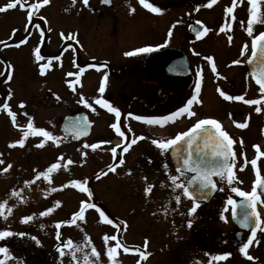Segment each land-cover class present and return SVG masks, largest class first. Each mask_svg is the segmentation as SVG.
Here are the masks:
<instances>
[{
    "label": "flooded vegetation",
    "instance_id": "af4514ba",
    "mask_svg": "<svg viewBox=\"0 0 264 264\" xmlns=\"http://www.w3.org/2000/svg\"><path fill=\"white\" fill-rule=\"evenodd\" d=\"M7 2L8 0H0V6ZM149 2L154 3L155 6H159L162 9L161 13L157 14L148 11L139 4V0H111L109 4L103 3L102 0H89L88 6L83 4V0H79L73 5L74 14L77 15V17H74L73 25L75 24L78 30L86 35L88 38L86 39L87 41L92 43L102 42L105 45L100 44L102 49L105 50V47L108 48L111 54L114 55V59L108 61L105 60L106 58L104 57V59L97 57L101 60L96 61L97 59L92 58V62L91 59L88 61L82 60L79 57L80 53L78 49L76 50V48H79V44L76 43V40H79L78 36H76V39L67 40L61 45L58 43L60 46L59 55L62 54L61 57L65 61V67H70L68 69H72L73 72H77L79 68L85 69L80 77L82 87L77 85V91L73 92L66 82H60V85L57 83L56 90L47 89V82L45 81L47 79L46 74H40L38 77L35 76L36 79L39 78V80L35 79V82L30 87H27V101L29 102H27L26 108L18 110L15 104L19 105V103H15L13 96L10 100H7L12 110L17 112L19 124L24 125L27 123V118L22 116L21 113L27 112L28 110L30 113H34V115L37 116L36 121L44 124L42 128L51 132L53 136L58 138L56 142L53 143L52 141H48L44 147L40 148L36 145L42 138L29 137L26 140L25 144H27V146L24 147V149L27 150L31 148L33 152L37 151L36 153L34 152L35 154L40 156L45 152H52V150L57 147L61 148L62 146H66L70 148L71 151L68 155L62 154L65 158L77 160L95 158L99 166L104 169H107L108 165L116 163L119 157L114 159L111 152L108 150L112 145L121 142V138L109 127V125L114 122V114L109 113L106 109L98 105H94L96 111L93 112L83 104L78 103L80 94H83L89 102H92L94 98L99 96V84L106 75L108 83L103 93V98L107 99L113 106L121 110L122 130L126 132L129 139L137 136L145 137V139L139 140L133 145L129 152L123 155L125 164L123 166H118L119 168L145 169L148 176L153 178L159 173V170L164 169L162 164L166 162L168 165L166 169L173 170V172L176 173L170 157V152L162 155L161 151L153 145L151 141L153 139L166 140L174 137L177 134L174 133V127L181 122H190L191 126L189 128H191L199 118H216L221 121L225 130L237 141L234 145V150L237 153V167L235 172L238 180L234 181L233 184L229 186L226 181H220L219 178H216L217 189L223 188V191L216 190L210 202L200 204H205L207 206L215 200L220 202V204H226L229 196L236 201L241 200V197L231 191V186L241 184L240 188L242 187L244 191H251L250 188L253 186L255 172L251 164L249 163L243 171L239 170V166L244 162L240 153H245L250 161L255 158V149L253 145H260L261 150H264V101H262L261 105L251 106L244 104L242 101H225L219 96L217 87H220L228 94L245 95V99H258L260 97L258 87L251 78L246 64L252 54V37H250L246 31L248 20L247 9L249 7L247 0H244L235 10L236 21L231 22V31L226 30L225 32H220L219 28L226 22L224 9L225 6L231 4V0H218L212 8L199 7L202 3H206V0H149ZM197 7H199V11L195 10ZM259 7V19L258 22L253 25V36L264 32V22H260L264 21V0H260ZM131 8H134L135 11L132 12L130 10ZM11 11L12 10L6 13H0V15H9ZM22 12L26 14L24 10H22ZM197 20H200L203 26L210 29L207 35H202L200 39L196 38V34L192 30L193 27H200L195 23ZM177 21H179V23H177ZM240 21L244 22L243 27ZM173 25H175L174 28L172 27ZM169 29H172L171 37L168 36ZM136 31H141V36L143 33V39L141 42L138 41L134 43L132 38L135 36L134 32ZM23 34L24 36L26 35L25 31ZM229 35L232 37L231 42L228 40ZM31 38L32 36L28 39V43L23 45V48L30 44ZM12 43L13 41L10 40V44ZM123 43H130L134 46H125L122 45ZM245 43L248 44V51L244 56H241V49ZM44 46L45 40L42 44L41 52L44 51ZM141 47H151L153 51L139 53L134 56L124 55L125 52ZM163 55L179 57L181 63L177 68L182 69L179 83L176 81L178 70H176L175 67L161 68V70L157 68L152 80L144 79L143 70L145 66ZM207 56H212L214 58L219 76L211 71L209 62L205 60ZM237 59L241 60L242 63L232 64V61ZM90 65H97L99 68L90 67ZM5 70L6 68H0V71ZM199 70H202V80L198 99L201 100L202 103L193 105V110L197 113L196 117L181 118L175 123H169L164 127H160L159 125H149L136 121L127 115L128 113H132L133 116H162L176 111L192 96L198 78L197 72ZM6 75L0 76V103H3L7 99L9 89H11L12 94L13 91H16L12 88V85L16 83L14 79L20 76L19 68H12V79L7 83L4 82ZM27 76H33L31 69L27 75L20 77L25 78ZM86 83L89 87L85 86ZM39 84L41 85L37 91L38 93L36 92L37 94L33 96L35 93L34 86ZM10 85L11 87H9ZM53 92L60 97L59 100L54 97L52 94ZM52 99H54L53 104L49 105V102L42 103L43 100ZM257 106L262 108L261 113L255 111ZM52 112L55 113L54 116L57 115L53 123L51 119L48 118L49 114L53 115ZM229 113H231V117ZM80 114H84L89 121V134L81 139H76L81 133L76 130L75 124L71 122L64 125L63 121ZM0 117L6 120L5 124H12L10 118L4 111H0ZM233 120L238 122L247 120L248 127L244 129L237 128L233 124ZM0 125H2L1 122ZM49 125L51 127H49ZM129 128L131 131H128ZM171 129L173 131H171ZM64 130H67L66 132L71 131L74 134L75 140L73 141L71 136H66ZM245 133L251 134V140H254V142L249 143L246 141L247 139L244 137ZM20 136V130H12L6 135L5 140L10 144L19 139ZM241 138L244 141L243 147L239 144ZM100 140L111 141L112 145H102L100 149L95 151L90 148H83L85 143L91 144ZM55 143L57 146L53 147ZM31 150L26 154L31 153ZM82 152H86L87 156L83 157ZM119 152L120 149H118V153ZM16 154L18 155H14L11 161L16 158L22 160L21 152L18 151ZM149 159L151 163H149ZM258 167L261 174L264 175V157H261L258 161ZM58 171L52 173V182L61 178L62 172L60 173V169ZM57 172L60 174L59 176H55ZM189 178L190 176L186 174L181 177L184 181H187ZM239 181H243V183ZM48 183L47 180H45V183H39V185H41L40 196L44 195L45 191L47 192L46 186L44 185ZM132 183L140 186V183H135L131 180V185L129 187L130 195H126L127 191H124L125 197L129 198L131 196L130 198H132L133 196H137L141 200H147V196H145L144 193L138 192L141 188L139 190L135 189ZM222 184L224 185L221 186ZM29 190L32 189L29 188ZM34 190L36 191V189ZM30 193H32V191ZM91 200H94L93 195ZM187 200L192 203L191 200ZM212 207L213 205L202 210H197L192 217L199 221V225H202L201 228L196 227L193 229L187 226L188 237L182 239L184 240V248L182 246H180V248L170 247L172 262H164L163 264H208L210 255H206V253L217 255L224 252H231L232 255L226 261H214L213 264H240V252L238 249L239 246L246 241L250 234V228L247 230L239 229L231 221L230 206L227 211L229 213L228 221L219 224L217 219H219V217L221 218L220 210L218 209L217 211L219 215L217 217L216 214L212 215ZM257 207L260 211L259 205ZM262 216L264 215L262 214ZM109 217L116 223H120L119 220L114 217L110 215ZM165 219L167 218L165 217ZM92 221L94 222L95 219ZM41 225L44 227L42 228ZM92 225L91 223V229ZM164 225L167 229L170 228L168 221L165 222ZM210 225H214L215 228H211L212 226ZM124 227V224H121L118 231L112 225H108V228L114 230V234H117L118 238H122L121 235L127 230ZM44 228H46L44 223H41L37 230H34L33 227L30 226L26 230V233L30 235L35 232L42 233ZM70 228L74 236V226L71 225ZM182 237H184V233L180 236V239ZM257 238L260 241L259 244L254 243L250 246L249 250L264 244V233L258 231ZM60 242H63V240ZM9 243L12 245L7 247L19 260H21V257L18 247H26L25 244L30 246L31 249H36L37 247L41 248L39 250L41 259H44L45 256L44 260H46L47 256L44 252L46 248L36 246L37 244L31 238H29L27 242L20 240L16 243ZM57 245L58 243L54 245L51 251H47L49 256L57 249ZM90 252L89 250V255ZM98 252L100 253L99 262L103 261L102 263H104L105 261L109 264L107 256L105 255V257H103V254H105V246L98 250ZM133 252L134 251H132L128 257V253H124L120 250V254L117 257L119 264H124L128 258L132 257ZM150 255L148 256L150 257ZM23 257L26 258L27 261L38 258L35 257L33 252ZM258 257L259 259L257 260H251L250 264H256L260 260L263 261L264 252ZM91 259L95 261V257H91ZM139 259L140 257L138 256L136 264ZM169 259H171V257ZM144 261H147V259L141 261V264H144ZM12 262L16 264L14 261Z\"/></svg>",
    "mask_w": 264,
    "mask_h": 264
},
{
    "label": "rangeland",
    "instance_id": "374dc122",
    "mask_svg": "<svg viewBox=\"0 0 264 264\" xmlns=\"http://www.w3.org/2000/svg\"><path fill=\"white\" fill-rule=\"evenodd\" d=\"M79 1V0H77ZM32 2V0H30ZM68 9V11H65ZM39 15H43L47 18L48 24H44L40 19ZM38 16L34 17L33 24L40 23L41 27L45 30V46L43 47L42 55L45 57L56 56L60 54V46L62 43H65L67 40L62 39L60 33L63 32L65 35L68 33H76L79 38V48L78 52L80 53V58L84 61H88L91 58L101 59L106 58L105 60L111 61L114 59V55L111 54L110 50L105 47V50L102 49L100 44L102 42L92 43L87 41L86 35L81 33L78 30L77 26L74 24V17L77 15L74 14V9L72 5V0H51L50 5L44 6ZM81 17V16H79ZM26 24V14L22 12L21 9L17 8L12 10L9 15H0V40L7 41L10 44L9 36L11 35L12 29L16 28L19 31L15 35V41H19L24 38ZM51 28L52 31L48 32L47 29ZM32 38L30 44L23 48V45L19 48L17 47H4L0 45V68H6L8 64H11L12 68H19V75L25 76L28 74L31 69L33 76H27L21 78L20 76L16 77L15 84L12 85V88L16 91H13V99L15 103H20L21 101L25 102L27 107V87H30L34 82L36 77L39 76V67L37 62L34 59L33 50L35 47H42L40 41L39 32L32 27ZM134 37L132 41L137 43L142 41L143 33L141 36V31L134 32ZM85 41V43H84ZM59 43V44H58ZM104 45V44H103ZM122 45L131 46L133 44L123 43ZM105 46V45H104ZM134 46V45H133ZM104 57V58H103ZM91 59V62L93 61ZM47 61H41L40 63H46ZM62 64V66H61ZM70 67H65V61L61 57V61L53 62V67L46 71L45 80L47 82V89L56 90L57 83L60 85V82H66L69 79L74 80V77H68L66 73L73 72ZM36 80H39L37 78ZM19 82V83H18ZM41 84L34 86L35 96L39 90ZM86 87L89 85L86 83ZM11 87V85L9 86ZM37 92V93H36ZM52 94H56L53 92ZM32 96V97H33ZM55 97V96H54ZM50 104L54 103L52 100H43L42 103ZM18 110L19 105L15 104ZM25 107V108H26ZM27 113L33 117L34 123L37 127H44V124L36 121L37 116L34 113H30L27 110ZM53 115L48 116L51 119V122H55L54 112ZM23 116V115H22ZM0 153L3 155L0 156V159L5 161L4 165H0V169L7 166L8 163L12 164V168L7 172L0 171V202L7 201L5 209L3 211V216H0V230H11L13 232L19 233L24 232L32 226L34 230H37L41 223L46 225V228L42 230V233L35 232L25 237L12 236L4 240H0V245L11 246L9 242H19L20 240L27 242L30 237H37L40 241L41 247L46 248L44 250L46 257L41 259V253L39 250L41 248L37 247L36 249H31L30 246L18 247L19 255L21 257V264H77V261L72 260V256L67 253L61 258L57 249L54 253L49 256L47 251H51L56 243H59L56 239L57 228L55 227L56 223L59 221L69 220L72 213H74L82 200L89 199L86 193H81L78 189L72 187L60 188V185L66 184L71 179H80L88 180L87 187L93 193L94 200H91L92 203H95L106 212L107 215L114 217L119 220V222H126L127 230L122 236L123 240L131 247L142 248L145 238L149 241L147 252L151 253L150 257H147V261H144V264H163L164 262H172V254L170 253V247L184 248V238L188 237L187 222L192 220V228L195 229L201 228L202 225H199V221L195 220L194 217H189L187 215V210L192 206V203L189 202L183 195L182 189H177L175 192L171 187V181L169 177L171 175H178L170 169H161L159 173L156 174L153 178L148 176V173L144 170L127 169L122 167H117L115 173H108L106 176H101L100 179L96 178V175L101 171H107L103 167H100L96 162L95 158L77 160L72 158H65L61 161V178L59 180H54L51 184L48 183L46 186L47 192H44V195L40 196V187L39 183H45L43 178L37 179V174L42 171H46L51 163L57 162V157L62 154L68 155L71 151L70 148L62 146L61 148H55L52 152H45L43 155L35 154L37 151L31 150V148L25 150L24 147L9 148V144L5 140V137L12 130H19L18 128L13 127L12 124H5L6 120L0 117ZM190 122L179 123L174 127V133L182 132L190 127ZM49 127H51L49 125ZM176 130V132H175ZM171 131H173L171 129ZM172 134V132H171ZM251 134L245 133L244 137L249 143L254 142L251 140ZM54 143V142H53ZM57 144H53V147H56ZM31 153L26 154L28 151ZM18 151L22 154V160L11 159ZM58 152V153H57ZM71 159L75 163L67 165L64 167L67 160ZM131 170V174L128 172ZM59 172V171H58ZM56 173L55 176H59V173ZM162 173V174H161ZM53 177V175L51 174ZM147 177V184L155 185L151 195L147 196V200H141L137 196L132 198L125 197L124 191H127L126 195H130V181L132 180L135 183H140L136 185L132 183L135 189H140L138 192L144 193V188L146 187V182L143 179ZM143 184V185H142ZM163 185V186H162ZM222 184L221 186H223ZM230 186V185H229ZM239 187L241 184H236L231 187ZM31 188L32 190H29ZM56 190L53 191L52 189ZM36 189V191L34 190ZM242 189V187H241ZM247 189V188H246ZM13 190L19 195H12ZM251 190V188H250ZM32 191V193H30ZM176 195H181V202L176 203L174 197ZM55 201H61V205L55 210L46 216L40 217L39 213L44 211L48 207H52ZM154 202V203H151ZM210 202V201H209ZM213 205L212 215L218 217V209L220 214H223L229 219V213L224 211V203L220 204L216 200L210 203L209 205L200 204V207L197 210H202L206 207ZM206 206V207H204ZM11 209L9 214L8 209ZM261 213L264 215V206L259 205ZM33 215V219L27 223H22L21 218L23 216ZM7 217V219L4 218ZM165 217L167 219H165ZM95 219L93 222L92 220ZM219 224L223 223L225 220H222L220 217L217 219ZM168 221L169 229L164 225ZM212 221V220H211ZM92 225V229L90 228ZM71 225H62L59 229L60 233L62 232L61 239L67 241L69 238L73 241V244L79 245L83 248V251H77L75 255L79 258V264H85L84 255L89 254L91 251V246H87L86 237L90 238L91 245L95 246L97 251L104 248V243L102 237L104 234H114V230L108 228V224L101 223L99 221V215L95 210H88L86 213L85 222H77L74 224V236L71 232ZM211 228H215L214 225ZM167 229V230H166ZM184 233V237L180 239V236ZM27 239V240H25ZM180 239V240H179ZM264 239V238H263ZM61 240V241H62ZM182 241V242H180ZM114 243V242H112ZM37 246V245H36ZM264 244L257 247L251 248L249 254L253 256L254 260L259 259V255H262L264 252ZM30 252H33L37 259L32 261H27L24 258V255H28ZM132 251L128 253V257ZM90 256V255H89ZM257 256V257H256ZM105 257V254H103ZM127 257V256H126ZM138 254L132 253V257L128 258L124 264H136V259ZM171 257V259H169ZM240 264H250V260L246 259L240 254ZM94 261V259H91ZM15 262V261H14ZM103 262V261H102ZM99 262V264H108ZM16 263V262H15ZM10 264H14L10 262ZM256 264H264V260H260Z\"/></svg>",
    "mask_w": 264,
    "mask_h": 264
},
{
    "label": "snow or ice",
    "instance_id": "6c2138e0",
    "mask_svg": "<svg viewBox=\"0 0 264 264\" xmlns=\"http://www.w3.org/2000/svg\"><path fill=\"white\" fill-rule=\"evenodd\" d=\"M51 0H8L7 3L0 6V13H6L9 10H15L17 8L24 10L26 12V24H25V37L20 39L19 41H15V35L19 31L16 28L12 29L11 35L9 36V40H12L13 43L9 44L7 41L0 40V45H3L4 47H21L22 45L28 43V39L32 36V27L39 32L40 41L38 43H42L45 38V30L41 27L40 23L33 24L34 17L38 16L40 13V10L44 6L50 5ZM77 0H72V5H75ZM103 3L109 4L111 0H102ZM218 0H206V3H202L199 7H207L212 8ZM244 0H231V4L229 6H225L224 14H225V24L220 26L219 31L225 32L231 31L232 23L236 21V15L235 10L237 9L240 4H242ZM83 4L85 6H88L89 0H83ZM139 4L143 6L145 9H147L150 12L153 13H161L162 9L159 6H155L154 3L149 2V0H139ZM247 4L249 5L247 11H248V20H247V27L246 31L247 34L252 37V43H251V49H252V55L248 59V63L252 64L254 61L256 64L259 65V74L257 75L256 71H253V76L255 79V83L258 85V90L260 93V97L258 99H245V95H232L228 94L226 91L221 89L220 87H217V92L220 97H222L225 101L233 102V101H242L246 105H261L262 101H264V32L259 33L258 35L253 36V25L254 23L258 22L259 19V13H260V0H247ZM199 7H197L195 10L199 11ZM132 12L135 11L134 8L130 9ZM65 11H68V9H65ZM39 19L44 23L48 24V20L43 15H39ZM264 22V21H260ZM179 23V21H177ZM196 25L200 27H193V32L196 34V38L200 39L202 35H207V33L210 31V29L206 26H203L202 22L200 20H197ZM241 26H244V22L240 21ZM173 28L175 25L172 26ZM48 32H51L52 29L48 28ZM78 34L76 33H68L65 35V33L61 32L60 36L62 39L65 40H71L76 39V36ZM172 35V29H169L168 36L171 37ZM229 42H231L232 37L228 36ZM76 43L79 44V40H76ZM153 51V48L151 47H141L134 49L132 51L125 52V56H134L139 53H145ZM248 51V44L245 43L242 46L241 49V56H244ZM199 55L198 53H196ZM34 59L38 64L39 72L41 75H45L46 71L53 67L54 61H61V55L51 56V57H45L41 54V48L39 46L35 47L33 50ZM205 60L209 62L211 66V71L213 73H216L217 76H219V73L217 72L216 65L214 63V58L212 56L205 57ZM41 61H47L46 63H40ZM0 63H3L0 61ZM242 61L237 59L233 60L232 64H241ZM62 66V64H61ZM12 65L8 64L6 66L5 71H0V76H5L6 73V79L5 83L10 81L12 79ZM90 67H96L97 69L99 66L97 65H90ZM84 68H79L77 72H68L66 75L68 77H75V80L69 79L66 81L68 86L71 88L73 92L77 91L76 86L81 84L80 77L84 73ZM197 81L195 84V89L192 94V96L186 101V103L178 108L176 111L171 112L168 115H162V116H141V115H135L133 116L132 113H128L127 115L131 117L132 119H135L136 121H140L149 125H159L160 127H164L165 125L169 123H175L181 118H192L196 117L197 113L193 110V105L202 103L201 100L198 99L201 91V80H202V70H199L197 72ZM108 83V78L105 75L98 88V93L100 94L96 98L92 100V102H89L88 99L84 97L83 94H80V99L78 100V103L83 104L86 108L90 109L91 111L95 112L96 108L94 105H98L101 108L106 109L109 113L114 114V122L109 125V127L121 138V142L119 144L112 145L111 141L107 140H100L96 143H85L83 145V148H90L93 151L100 149L102 145H112L108 150L111 152L114 159L119 157L117 159V162L111 165L107 166V171L101 170L97 175L96 178L100 179L101 176H106L108 173H115L117 171L118 166H123L125 164V160L123 158V155L133 147L139 140L145 139L144 136H137L134 138L129 139L126 135V132L122 130L121 127V110L118 107L113 106L107 99L103 98V93L106 90V86ZM57 100L60 99V97L56 94H53ZM12 98V91L9 89L8 97L3 102L0 103V111H4L8 117L11 120V123L13 127L18 128L21 131V136L19 139L11 142L9 144V148H16L21 147L23 148L25 146L26 140L29 137H41L42 139L39 141V143L36 145L37 147H44L45 144L48 141L56 142L57 137L53 136V134L46 129L42 127L35 126L34 119L31 117L26 111L22 112L21 115L25 116L27 118V123L24 125H21L18 123L17 120V112L12 110L11 105L7 102V100H10ZM26 107L25 102L21 101L19 103V108L24 109ZM255 111L257 113H261L262 108L260 106H257L255 108ZM229 116L231 117V113H229ZM233 124L235 127L244 129L248 127V121L245 120L244 122H238L233 120ZM89 126V121L87 117H85L83 120L80 118H77L75 128L77 131H81V134H86V130ZM128 131H131L129 128ZM203 139L205 147L209 143L213 145V150L211 152V156L213 160H218L219 163H212V164H205L204 158L200 157L199 159L193 158V146L195 145V151L197 155L201 151H203L198 143V139ZM153 145H155L160 151L161 154L164 155L165 153L171 152L173 156L179 157V163L182 165L181 167H177L176 172L180 175H171L169 177V180L171 181V187L173 191L175 192L177 189H182V195L186 198H189L192 200V206L187 210V215L189 217H192L196 212L197 209L200 207V201L205 200L208 198L210 193L216 190L223 191V188L217 189V181L213 179V176H218L220 181H226L228 185H232L234 181L238 180V177L236 176L235 169L237 167L236 160H237V153L234 150V145L237 143L236 140L233 139V137L228 133L227 130L223 127L220 120L216 118H199L196 120L195 124L189 128L187 131H182L177 133L174 137L169 139H153L151 141ZM243 139L241 138L239 140V144L241 147H243ZM253 148L255 149V158L248 160L245 153L241 152L240 156L243 157V164L239 166V170L243 171L248 164L250 163L254 172H255V180L253 181V186L251 188V191H244L239 187H232L231 191L235 193L237 196L241 197L242 199L237 202L234 200L231 196L227 198L226 205L224 208V211L227 212L229 210V206L231 207V213L233 218H236L238 215V209L243 208L245 209L242 218L240 219V224L244 228L250 227V234L248 235L245 242H243L240 246L238 251L242 256H244L248 260H254L253 256L249 254V248L254 243L259 244V240L257 238V232L264 233V216H262L261 212L258 210V205L264 206V175L261 174V171L258 167V161L261 157H264V150H261L260 145H253ZM118 149H120V152L118 153ZM3 154L0 153V156ZM207 155V153H205ZM82 156L86 157L87 153L82 152ZM64 160L63 155L57 157V162L51 163L50 166L47 168L46 171L39 172L37 174V179L43 178L44 180H47L50 184L52 183V176L51 174L55 171H58L61 167V161ZM75 163L73 160L68 159L64 167H67V165H71ZM149 163H151V160L149 159ZM5 161L3 159H0V165H4ZM162 167L167 168L168 165L165 162L162 164ZM12 168V164H7L6 167L0 169V171L7 172L9 169ZM183 169V171H182ZM195 173V175H192L191 178H189L187 181H184L181 179V177L187 173ZM128 174H131V170H129ZM146 182V187L144 188V194L145 196L150 195L153 192V189L155 185L153 184H147V177L143 178ZM240 183H243V181H239ZM88 180L85 178L84 180L80 179H71L66 184L60 185V188H66V187H72L74 189H78L81 193H86L88 198L87 200H82L79 204L78 209L72 213L69 220L66 221H59L56 223L55 227L57 228L56 232V239L58 242L61 241V233L59 229L62 225H74L77 224V222H85L86 221V213L88 210H95L99 215V221L104 224L112 225L114 228H116L118 231L120 229L121 224H124L126 226V222H120L116 223L113 219L109 217V215L106 214L104 210H102L100 207H98L95 203L91 202V197L93 195L90 188L87 187ZM163 186V185H162ZM259 189V191H258ZM53 191L56 189L53 188ZM12 195H19L15 190H13ZM177 204L181 202V195H176L174 197ZM61 201H55L52 207L46 208L44 211L40 212L39 215L41 217L51 214L55 208L59 207L61 205ZM7 204V201L0 202V216H3V211L5 209V205ZM9 214L11 213V209H8ZM5 219H7L6 216H4ZM33 219V215H27L23 216L21 218L22 223H27ZM222 220H227V217L221 214ZM192 220H189L187 222V226L189 228L192 227ZM43 228L44 226L41 225ZM27 234L24 232H13L11 230L5 229L0 230V240H4L8 237L12 236H19V237H25ZM37 246L40 245V241L37 237H30ZM87 241V246H91V252L90 256L95 257V261H91L89 259V254L84 255V261L85 264H99V256L100 253L97 251L96 247L91 245L90 238H85ZM104 246H105V255L108 258L109 264H119V261L117 259L118 255L120 254V250H122L124 253H129L130 251H134L138 254L140 257L139 260H137V264H141V261L146 260L148 255L150 253L147 252L149 241L147 238L144 240L143 248H131L126 242L123 241L122 238H118L117 234H104L102 237ZM114 242V243H112ZM57 251L60 254V257L62 258L66 251L68 254L72 256L73 261H77V264H79V258L75 255L77 251L82 252L83 248L79 245L73 244V241L69 238L67 241H63L58 243L57 245ZM210 255V259L208 261V264H213L214 261H226L229 259V257L232 255L231 252H224L222 254L217 255ZM15 261L16 264H21V261L13 255V253L10 251V249L6 245H0V264H10V262ZM61 264H63L61 260Z\"/></svg>",
    "mask_w": 264,
    "mask_h": 264
},
{
    "label": "water",
    "instance_id": "95a60500",
    "mask_svg": "<svg viewBox=\"0 0 264 264\" xmlns=\"http://www.w3.org/2000/svg\"><path fill=\"white\" fill-rule=\"evenodd\" d=\"M252 55V54H251ZM251 57V56H250ZM181 63L179 57H176V56H173V55H163L161 57H158L157 59L153 60L151 63H149L147 66H145L144 70H143V76H144V79L146 80H152L154 78V73H155V70H157V68H173L175 67L177 71V76H176V81L177 83H179V81L181 80V75H182V69L181 68H177L178 65ZM247 67H248V70H249V74L250 76L252 77V79L255 81L254 79V76H253V71L255 70L257 75L259 74V65L255 63V61L252 63V64H249L248 61H247ZM257 85V84H256ZM258 86V85H257ZM77 118H80L81 120H83L85 118V115L84 114H80V115H75L73 117H70V118H67L63 121L64 125L68 124V123H71L73 122V124H76V120ZM90 126V124H89ZM89 126L86 130V134H81L78 138L76 139H81L83 137H86L88 134H89ZM73 127V126H72ZM71 127V128H72ZM67 130H64V133L66 136H71L72 137V140L74 141L75 138H74V134L71 132V131H68L66 132ZM83 131V130H81ZM81 131H79L81 133ZM198 143L201 147V149L203 151H201L199 153V155H197L196 151H195V145L193 146V158L194 159H199L200 157H203L204 158V161H205V164L208 165V164H212V163H219L218 160H213L212 156H211V152L213 150V145L211 143H209L207 145V147H205L204 145V142H203V139H198ZM205 153H207V155H205ZM170 157H171V160H172V163H173V167L175 168V170L177 169V167H181L182 168V165L179 163V157H176V156H173L170 152ZM183 171V169H182ZM187 174L189 175H195V173H191V172H187ZM214 177H217L218 176H213ZM191 178V177H190ZM259 191V189H258ZM214 191L212 193H210V195L208 196L207 199L205 200H202L200 202H204V203H207L210 198L212 197ZM264 198V197H263ZM245 209L243 208H239L238 209V213L240 215H238L236 218H233L232 216V213H231V220L232 222L240 229H245L247 230L248 228H244L241 226L240 224V219L242 218V215L244 213Z\"/></svg>",
    "mask_w": 264,
    "mask_h": 264
}]
</instances>
